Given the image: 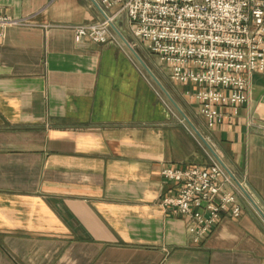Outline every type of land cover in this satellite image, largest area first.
<instances>
[{
    "label": "crops",
    "instance_id": "0c3cea01",
    "mask_svg": "<svg viewBox=\"0 0 264 264\" xmlns=\"http://www.w3.org/2000/svg\"><path fill=\"white\" fill-rule=\"evenodd\" d=\"M0 16L23 23L0 40V264H264V75L210 130L191 87L140 69L124 17L97 45L74 38L102 20L91 0H0ZM213 154L259 211L238 195L242 215L194 244L160 173Z\"/></svg>",
    "mask_w": 264,
    "mask_h": 264
},
{
    "label": "built area",
    "instance_id": "2783aa9c",
    "mask_svg": "<svg viewBox=\"0 0 264 264\" xmlns=\"http://www.w3.org/2000/svg\"><path fill=\"white\" fill-rule=\"evenodd\" d=\"M91 1L102 20L75 28V42H116L120 34L114 24L124 17L131 38L156 58L169 80L192 88L186 96L198 105L207 129L235 118L248 102L250 77L264 75V0ZM22 24L0 16V40L7 28ZM125 45L131 51L136 46ZM160 175L175 187L161 205L183 219L194 244L205 241L222 220L242 215L238 195L259 211L215 156L206 167L165 168Z\"/></svg>",
    "mask_w": 264,
    "mask_h": 264
},
{
    "label": "rangeland",
    "instance_id": "374dc122",
    "mask_svg": "<svg viewBox=\"0 0 264 264\" xmlns=\"http://www.w3.org/2000/svg\"><path fill=\"white\" fill-rule=\"evenodd\" d=\"M126 26H127V23H126ZM127 30H128V26H127ZM128 33H129V30H128ZM129 37L131 38L130 33H129ZM131 40H132L131 42H126V43L130 45L136 44L134 50L131 51L129 48L128 49L131 51V53L136 52L137 54L136 59L139 61L137 63L139 64L140 69H142L143 72L147 75V77L152 81V79L150 78V75L145 71V68L149 69L150 72L153 74L152 78L155 80L157 84H159V76L157 73H160L159 72L160 70L163 71L162 66H160L156 58L150 56L139 43L134 41L132 38ZM154 80L152 82H154Z\"/></svg>",
    "mask_w": 264,
    "mask_h": 264
},
{
    "label": "water",
    "instance_id": "95a60500",
    "mask_svg": "<svg viewBox=\"0 0 264 264\" xmlns=\"http://www.w3.org/2000/svg\"><path fill=\"white\" fill-rule=\"evenodd\" d=\"M194 131L196 132V134L198 135V137L205 143V145L208 147L207 143L205 142V140L203 139V137L194 129ZM209 148V147H208ZM214 155V154H213ZM215 157H217L216 155H214ZM227 170V169H226ZM228 172V171H227ZM228 174L230 175V173L228 172ZM230 177H232L230 175ZM233 178V177H232Z\"/></svg>",
    "mask_w": 264,
    "mask_h": 264
}]
</instances>
